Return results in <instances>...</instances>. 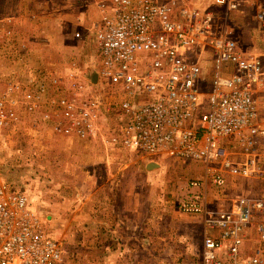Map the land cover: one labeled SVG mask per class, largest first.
<instances>
[{"label":"built area","instance_id":"obj_1","mask_svg":"<svg viewBox=\"0 0 264 264\" xmlns=\"http://www.w3.org/2000/svg\"><path fill=\"white\" fill-rule=\"evenodd\" d=\"M252 5L264 27V0ZM98 8L101 17L91 29L101 56L97 72L101 81L120 82L126 91L115 103L120 120L115 127L105 120L102 100L62 95L58 108L68 124L55 130L80 140L109 132L110 143L145 163L163 155L202 162L203 177L189 184L179 202L181 213L205 219L195 264H264V195L224 196L240 180L264 183V51L240 43L229 14L222 21L216 12L235 10L236 1L105 0ZM8 34L0 28V56ZM53 82L54 93H63ZM73 85L84 90L78 81ZM53 91L45 84L8 85L0 92V129L16 119L18 109L51 121L44 98ZM225 139L243 147L242 162ZM209 190L232 204L209 203L216 199ZM63 262V244L46 231L27 192L6 179L0 165V264Z\"/></svg>","mask_w":264,"mask_h":264},{"label":"crops","instance_id":"obj_2","mask_svg":"<svg viewBox=\"0 0 264 264\" xmlns=\"http://www.w3.org/2000/svg\"><path fill=\"white\" fill-rule=\"evenodd\" d=\"M103 1L0 0V18L3 20L0 28L9 30L8 44L2 57L8 74H17L19 83H28L29 79L33 85L45 84L54 88L53 96L44 98L52 120L46 122L41 118L43 126L51 133V138L69 147L70 154L80 155L79 165L84 166H75L84 175L89 192L97 186L111 189L107 196L99 195L87 200L96 206L89 209L86 218L90 221L97 219L98 225L92 224L85 229L89 234L98 235L99 243L97 247L88 244L86 260L94 261L95 255L98 264H183L188 262L187 258L193 255L194 250V257H197L199 248L202 250L205 219L177 212L173 201L167 197L165 181L155 179V176L162 177V165L149 169L150 162L156 161L144 165L134 153L110 143L109 132L104 137L80 140L75 135L55 130L60 123L63 126L68 124L58 108L62 95L70 98L80 95L81 101L102 100L105 120L113 127L120 120V112L119 115L111 112L116 103L115 96L104 94L106 88L97 72L100 68L98 51L91 34L94 23L101 17L98 6ZM234 1L237 3L235 10H216L222 21L229 14V25L241 9L240 1ZM253 22L257 27L253 29L254 36H235L239 42L248 43L249 49L264 51V27L255 19ZM246 38L252 39L248 41ZM57 80L63 93H54L53 81ZM76 81L84 85L83 91L73 85ZM240 147L242 152L243 147ZM124 156L132 158L133 164H121L118 160ZM235 159L242 162L243 153H236ZM143 173H146V178L139 179L138 176ZM184 173L188 176L183 181L194 178L196 173L200 175L199 171L185 170ZM208 202H213L214 206L219 204L212 197ZM231 204L229 201L227 206ZM96 250L97 253H94Z\"/></svg>","mask_w":264,"mask_h":264},{"label":"rangeland","instance_id":"obj_3","mask_svg":"<svg viewBox=\"0 0 264 264\" xmlns=\"http://www.w3.org/2000/svg\"><path fill=\"white\" fill-rule=\"evenodd\" d=\"M96 1L98 3L100 0ZM238 1H240L241 9L239 14L236 13V18L234 16V22L231 23L235 27L236 36L241 38L243 35L254 36L253 29H257V27L253 22L255 8L252 4L256 0ZM58 27L59 25L56 29ZM93 38L95 39L94 36ZM251 39L246 38L248 41ZM240 43L248 47V43L243 41ZM95 48L97 52L99 50L97 42ZM97 61L99 67H101L100 54H98ZM8 71L5 60L0 56V92L6 90L8 85H18L21 89L33 86V81L29 79L28 83H19L20 80L17 74L9 75ZM101 84L106 88L104 94L115 96L118 101L123 100L127 95L120 82L102 78ZM111 112L113 115H119L120 110L116 105L112 106ZM15 117L16 119L8 127L0 129V165L5 178L27 192L31 207L40 215L43 227L54 236L56 241L63 244V264H98L97 256L94 255V261H90L89 258L86 260L85 256L88 252L86 248L88 249L89 243H92V247H97L99 243V236L89 234L85 229L92 224L96 227L98 225L97 219L94 218L93 221L95 222H93L88 217L86 218V214L90 212L89 209L96 206L92 202L88 203L87 200L94 196H107L110 194L111 189L105 190V188L97 186L90 190L94 194L89 192L88 187L85 185L86 182H84L86 180L83 179L84 175L78 167L80 165H82L81 167L84 166L83 164L79 165L80 155L70 154L69 147L65 143L51 138V133L42 124L43 120L40 113L29 114L18 109L15 112ZM224 144L229 151L237 154L243 153L236 139H225ZM153 160L157 164H161L160 168H163L162 177L155 176V179L165 181L164 186L168 187L166 190L167 197L171 198L175 209L180 212L179 202L186 198L189 184L204 175L203 163L194 160L179 161L164 155L157 156ZM118 161L121 164H133V159L126 158V156ZM77 164L78 166H75ZM143 164L147 163L144 162ZM180 164H184L183 167H178ZM185 170L199 171L201 176L196 173L197 175L194 178L183 181L188 176L184 173ZM144 174L146 173L140 174L139 179H145ZM181 175L183 178H181ZM230 187L224 193L227 198L247 193L256 196L264 195V183L262 182L240 180L236 185ZM88 192L90 193L89 196H87ZM158 193H161L159 187ZM210 195L215 196V200L221 206L223 204L227 206L229 203V200L225 198L221 202L218 200L222 198V193L211 191ZM189 216L199 218L197 215ZM199 252L200 248L197 251V257H194V254H196V250H194L193 255L188 256V262L185 261L183 264H195L196 261H199ZM94 253H97V250Z\"/></svg>","mask_w":264,"mask_h":264},{"label":"water","instance_id":"obj_4","mask_svg":"<svg viewBox=\"0 0 264 264\" xmlns=\"http://www.w3.org/2000/svg\"><path fill=\"white\" fill-rule=\"evenodd\" d=\"M95 76L97 77V74H96ZM152 166H157V167H159V164H157L156 162H150L148 168L150 169Z\"/></svg>","mask_w":264,"mask_h":264}]
</instances>
